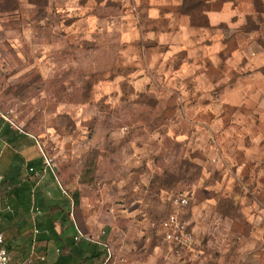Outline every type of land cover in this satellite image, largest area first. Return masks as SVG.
<instances>
[{
    "label": "rangeland",
    "instance_id": "obj_1",
    "mask_svg": "<svg viewBox=\"0 0 264 264\" xmlns=\"http://www.w3.org/2000/svg\"><path fill=\"white\" fill-rule=\"evenodd\" d=\"M103 5L0 0V112L38 139L78 196L79 229L101 238L115 261L204 264L201 245L176 246L162 227L175 211L193 221L201 210L202 168L169 138L184 113L173 111L152 68L127 56L122 17ZM182 197L185 208L176 205Z\"/></svg>",
    "mask_w": 264,
    "mask_h": 264
},
{
    "label": "crops",
    "instance_id": "obj_2",
    "mask_svg": "<svg viewBox=\"0 0 264 264\" xmlns=\"http://www.w3.org/2000/svg\"><path fill=\"white\" fill-rule=\"evenodd\" d=\"M99 8L119 11L127 56L149 65L184 113L169 138L202 168L201 210L188 221L204 264H264V0H104ZM45 156L0 112V234L10 263L103 264L108 245L79 229L78 196Z\"/></svg>",
    "mask_w": 264,
    "mask_h": 264
},
{
    "label": "built area",
    "instance_id": "obj_3",
    "mask_svg": "<svg viewBox=\"0 0 264 264\" xmlns=\"http://www.w3.org/2000/svg\"><path fill=\"white\" fill-rule=\"evenodd\" d=\"M45 161L48 166H52V160L45 156ZM2 178L0 177V180ZM189 204L186 197L176 200V205L185 208ZM164 235L168 242L184 248H194L200 245L201 239L191 229L190 222L186 219L180 211H175L162 221ZM83 237L79 234L75 237L79 241ZM5 239L0 234V264H11L8 251L4 245ZM27 264V263H24ZM103 264H134L125 260L115 261L113 253L108 250V254Z\"/></svg>",
    "mask_w": 264,
    "mask_h": 264
}]
</instances>
